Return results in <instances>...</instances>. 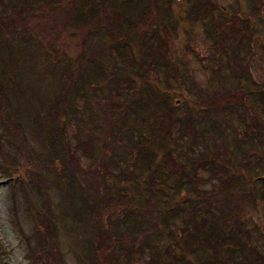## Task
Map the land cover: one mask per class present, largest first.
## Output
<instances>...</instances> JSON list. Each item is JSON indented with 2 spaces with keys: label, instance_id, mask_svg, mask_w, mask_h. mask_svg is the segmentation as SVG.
<instances>
[{
  "label": "trees",
  "instance_id": "1",
  "mask_svg": "<svg viewBox=\"0 0 264 264\" xmlns=\"http://www.w3.org/2000/svg\"><path fill=\"white\" fill-rule=\"evenodd\" d=\"M6 2V6H9L0 14V24L2 28L11 31L19 29V16L21 19L24 15H36L42 8L53 7V12L59 9L67 14V19L62 21L58 30L59 35L61 32L67 34V44H63L58 52L54 44L60 40L50 39V43L54 41L50 55L62 56L61 60L56 61H59L65 86L55 93L47 109V118L53 128L48 133V141L58 148L56 159H63V163L68 159L70 162L67 167L74 164L71 167H76V172L84 179L87 184L85 189L89 187V190H93L90 195L97 193L100 197L97 201H88L82 212V219H88L91 228L92 222L100 219L96 221L100 222V228L95 240L90 243V250L107 264H119L122 256L134 251L140 255V259H146L147 264H163L162 254L153 240L155 235L164 237L172 229L170 235L175 240V248L171 253L168 252L172 257L171 264H184L188 261L185 253L174 255L176 247L180 245V232L187 237L182 241L184 250L196 257L194 264H264V246L245 223L249 211L255 210L257 206L256 187L260 182L264 185V165L261 164L264 149L257 148L262 141L252 140L251 128L245 140L241 137L245 132L240 129H235L237 136L232 142L227 141L226 133L232 127V117L236 111H239L241 118L244 117L242 109H245L251 94L256 93L264 100V88L253 92L240 83L232 85L231 82V78L236 76L242 80L249 79L256 85L250 74V60L255 55L250 18H243L240 10L224 17L210 0H190L192 4L189 15L194 14L192 16L195 21L204 23L207 37L216 52L214 62L218 66L215 72L222 68V59L226 56L230 74L217 77L220 83L215 86L214 92L198 88L200 92L193 105L188 104L183 108L178 105L175 108L171 103L173 93H165L158 77L160 67L165 70L168 78L176 79L178 75L170 47L173 29L170 17L174 0ZM263 8L264 0L255 2L251 17L261 14ZM8 11L14 12V16L7 15ZM216 11L220 14L216 15ZM32 18L27 17L28 20ZM116 54L123 61L124 56H130V65L136 77L132 75V70H127L130 74L123 67L122 71L126 72L119 70L120 59ZM224 85L228 90H222ZM84 95L88 107L92 106L91 117L83 119L85 122L78 117L75 119L79 127L82 125L86 131L95 133L83 145L78 139L80 148L74 150H82L86 156L93 158L100 147L97 157L102 161L107 153L102 141L96 138L98 134L104 136L108 140V162L113 157L116 167L125 164L119 182L130 183V188H109L105 184L110 173L108 170L78 168L74 158L69 157L73 148L71 145L64 147V144L70 143L69 140L66 138L64 141L63 137L58 143L54 138L56 133H65L64 126L78 112L75 97L85 98ZM178 95L183 93L179 92ZM244 118L245 124L251 127L247 116ZM61 122L64 126L60 125ZM176 127L180 133L177 140L173 138ZM87 142L90 144L87 145ZM170 142L175 147L187 144L188 148L181 152L180 157H186L188 165L177 160V148L173 152L168 146ZM149 145L160 149L158 157L151 147L148 148ZM196 147L202 149L198 156L194 154ZM143 150L156 157L157 164L154 167L147 164L146 171L137 178ZM66 153L67 158H64ZM250 156L255 159L250 160ZM50 161L47 162L49 169L54 168L51 165L56 163V160ZM200 170L209 175L202 176ZM159 178L164 179L168 189L167 193L162 192L161 197L166 199L163 202L159 194L152 190L153 182ZM128 189L135 197L128 196ZM25 190L23 192L29 204ZM43 193L44 196L46 194L47 210H51L47 192ZM117 193L121 196L117 205L121 207L122 214L117 215L118 221L115 223V213L109 212L111 204L117 200ZM138 195L141 198L139 202L136 199ZM129 213H138L145 220L146 229L135 232L140 237L134 247L127 246L125 251H115L112 245H106L107 239L113 241L101 226L102 221L108 216L114 232L120 224L127 223ZM46 215L48 218L44 217L43 223L46 219L52 222V215L48 212Z\"/></svg>",
  "mask_w": 264,
  "mask_h": 264
},
{
  "label": "rangeland",
  "instance_id": "2",
  "mask_svg": "<svg viewBox=\"0 0 264 264\" xmlns=\"http://www.w3.org/2000/svg\"><path fill=\"white\" fill-rule=\"evenodd\" d=\"M210 1L218 7L224 17H229L235 10H240L243 18H250L255 41V55L250 60V74L256 85L249 79L242 80L236 76L231 78V82L232 85L240 83L248 90H254L253 92H258L257 89L262 90L264 88V8L261 14L251 17L253 6L258 0ZM6 4V0H0V14H3L5 8L9 6ZM191 4L190 0H174L170 17L173 24L170 40L171 56L174 65L178 68V75L176 79L168 78L161 67L158 71V77L165 93L167 95L169 91L173 93L171 103L175 108L178 105L182 108L188 104L193 105L200 92L198 88L214 92L215 86L220 83L217 82V77L230 74L226 56H223L222 68L215 72L218 66L214 62L216 52L211 40L207 37L204 23L195 21L194 14L189 15ZM52 8H42L37 12V16L28 14L21 19L19 16L17 24L19 29L15 31L6 27V29L2 28L0 24V264H107L102 257L90 250V243L95 240L100 228V222L96 221L100 219L92 222V228L88 224L91 223L87 221L88 219L86 221L82 219L86 203L90 200L97 201L100 197L97 193L94 196L90 195L93 190H89V187L88 190L85 189L87 184L84 179L78 175L76 167H71L74 164L67 167L70 162L68 159L65 163L63 159L62 161L56 159L59 153L58 148L48 141V133H51L53 128L50 125V119L47 118V109L55 93L65 86L59 61H56L61 60L62 56L50 55L51 46L54 43L53 40L50 43V39L60 40L54 44L58 52L63 48V44H67V34L61 32L59 35L58 31L62 26V21L67 19V14L59 9L53 12L55 8ZM219 11H216V15L220 14ZM7 13L9 16H14V12L8 11ZM30 16L33 18L28 20L27 17ZM116 56L120 59L119 70L122 71V67L126 71L131 72L132 70V75L136 77L134 68L130 65V56H124V61L118 54ZM100 79L104 80L103 77ZM96 81L99 82V79L97 78ZM225 86L221 87L224 91L228 90ZM179 92L183 95H178ZM86 99V96L85 98L75 97L78 112L71 118L68 125L64 126L62 122L60 123L64 126L65 133L61 135L56 133L54 138L58 143L63 137L64 141L66 138L69 140L70 143L64 144V147L71 145L73 150L69 157L74 158L75 166L78 168L96 167L99 170H108L110 173L106 177L105 184L109 188L117 187L118 190L120 187L130 188V183L119 182V176L124 171L125 164L122 163L121 166L116 167L113 157L111 162H108L110 158L108 140L104 136L98 134L96 138L102 141L107 153L102 161H99L97 157L100 147L97 149L96 157L93 158L86 156L82 150H74L80 148L78 139L83 145L92 139L95 133V131H86L87 129L82 125L79 127L75 119L78 117L85 122L84 120L91 117L92 106L88 107ZM242 114L244 117L247 116L246 119L251 123V125L248 123L251 127L245 124V118H241L239 111H236L232 117V127L226 131L227 141L232 142L237 136L235 129L245 132L241 137L244 140L247 139L251 128L252 140L262 141L257 146L260 148L258 150L264 149V100L260 95L253 93L247 98ZM179 136L180 133L176 127L173 138L177 140ZM86 144L89 145L90 142ZM151 146L149 145L148 148ZM168 146L173 152L177 148V160L188 165L186 157H180L181 152L188 148L186 143L181 147H175L170 142ZM158 149L155 146L151 147L155 156L159 154L160 149ZM201 150L196 147L194 154L198 156ZM48 155L51 156L50 159L53 162L56 160V163L51 165L54 168H47V162H52ZM148 155L149 159L146 160ZM66 156L67 153L64 158H67ZM249 159L254 160L255 157L250 156ZM156 160V157L144 151L139 159L137 178L146 171L147 164L154 167L157 164ZM261 164L264 165V157L261 159ZM200 174L204 177L209 175L204 170H200ZM163 180V178L155 179L152 185V190L159 194L161 202L166 200L161 197L162 192H168ZM139 183L144 185L143 182ZM23 189H26L29 204ZM174 190L172 189L171 193ZM43 191L47 192L51 210H47L46 194L44 196ZM263 191L264 185L260 182L256 187V209L249 211L245 223L253 234L257 235L258 242L264 246ZM128 196L135 197L130 189H128ZM120 198V194L117 193V200L113 201L110 207L109 213H115L113 216L115 223L118 221L117 215L122 214L121 207L117 205ZM136 199L138 202L141 200L139 195ZM46 212L52 215V222L46 219L43 223L44 217L48 218ZM137 214L129 213L130 218H126L127 223L120 224L114 232L108 216H105L101 226L113 241L107 239L106 245H112L115 251H125L127 246L134 247L140 237L135 232L143 231L147 226L145 220ZM176 222L179 224L178 220ZM171 230L169 229L164 237L155 235L156 238L153 240L162 254L163 264H171L172 257L170 258L168 252L171 253L175 248V240L170 235ZM185 238L187 239L180 232L178 235L180 245L176 247L174 255L185 253L188 261L184 264H194L195 255L184 250L182 241ZM126 251L128 252V249ZM119 264L147 263L146 259H140V255L134 251L122 256Z\"/></svg>",
  "mask_w": 264,
  "mask_h": 264
}]
</instances>
